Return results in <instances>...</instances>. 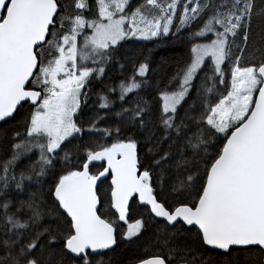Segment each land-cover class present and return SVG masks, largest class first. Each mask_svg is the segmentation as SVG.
<instances>
[{
  "label": "snow or ice",
  "instance_id": "1",
  "mask_svg": "<svg viewBox=\"0 0 264 264\" xmlns=\"http://www.w3.org/2000/svg\"><path fill=\"white\" fill-rule=\"evenodd\" d=\"M0 264H264V0H0Z\"/></svg>",
  "mask_w": 264,
  "mask_h": 264
},
{
  "label": "trees",
  "instance_id": "2",
  "mask_svg": "<svg viewBox=\"0 0 264 264\" xmlns=\"http://www.w3.org/2000/svg\"><path fill=\"white\" fill-rule=\"evenodd\" d=\"M126 52L135 53L137 57L141 53H150V59L153 62V68L157 75L172 76L175 72L183 67L188 61L190 53L189 41L185 38H162L158 42L153 41H134L129 42L124 48ZM127 74V73H126ZM109 79L105 81L107 84H111L116 77L121 75V71L118 66L108 74ZM98 90V89H96ZM10 125H4L9 127ZM139 252L138 249H119L117 256L120 259H126L128 256Z\"/></svg>",
  "mask_w": 264,
  "mask_h": 264
},
{
  "label": "rangeland",
  "instance_id": "3",
  "mask_svg": "<svg viewBox=\"0 0 264 264\" xmlns=\"http://www.w3.org/2000/svg\"><path fill=\"white\" fill-rule=\"evenodd\" d=\"M138 41V40H137Z\"/></svg>",
  "mask_w": 264,
  "mask_h": 264
}]
</instances>
